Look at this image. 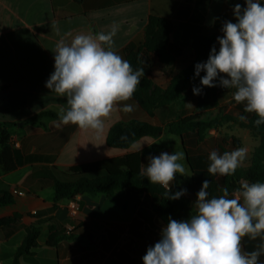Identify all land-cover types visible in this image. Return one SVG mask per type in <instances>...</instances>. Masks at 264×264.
<instances>
[{
    "label": "crops",
    "instance_id": "1",
    "mask_svg": "<svg viewBox=\"0 0 264 264\" xmlns=\"http://www.w3.org/2000/svg\"><path fill=\"white\" fill-rule=\"evenodd\" d=\"M236 3L243 6L244 0H0V122H9L8 145L14 152L13 169L0 170V189L7 190L12 199L0 206V220L12 218L11 224L0 226V264H11L25 227L37 223L38 246L32 255L21 256L20 264H142L141 257L159 240L163 225L156 211L158 197L132 194L126 209L104 193H83L55 202L53 181L69 178L71 166L139 152L141 168L149 154L183 152L185 176L177 173L170 187L192 181L183 142L167 129L177 117L166 124L164 116L149 115L132 97L114 105L99 131L59 123L58 113L67 107L66 98L44 86L54 70L56 44L61 40L69 43L77 34L106 33L115 23L114 51L126 60L127 52L145 40L149 17L166 19L173 25L166 53L173 61L155 64L150 73L153 86L165 89L173 74L192 57V35H222L221 25L213 27L215 19L223 14L222 22H234L232 6ZM124 104H133L134 110L121 111ZM38 114L42 115L37 120L26 121ZM131 119L159 125L161 133L141 137L124 149L109 147V128ZM201 148L210 153L207 147ZM191 196L187 194L190 201ZM71 201L76 205L74 211ZM54 203L56 207L50 210ZM35 212L38 214L31 215ZM51 225L54 227L49 229ZM61 235L66 236L59 239Z\"/></svg>",
    "mask_w": 264,
    "mask_h": 264
},
{
    "label": "clouds",
    "instance_id": "2",
    "mask_svg": "<svg viewBox=\"0 0 264 264\" xmlns=\"http://www.w3.org/2000/svg\"><path fill=\"white\" fill-rule=\"evenodd\" d=\"M232 15L234 22H222V35L216 37L207 59L195 63L193 79L199 77V85H193L192 93L201 95L204 87L235 89L232 99L243 104L244 112L256 114L254 124L259 127L264 124V0L236 3ZM117 31L114 23L106 33L77 34L69 43L59 41L52 50L54 70L44 86L66 98L67 107L58 113L60 124L99 131L114 105L133 96L144 70L134 71L114 51ZM133 110V104L121 108L125 113ZM246 158L245 147L223 154L213 150L207 172L232 175ZM183 160V152L149 154L140 175L166 189L168 200L180 199L187 189L172 191L170 182L177 173L185 176ZM207 188L204 180L196 193L195 214L181 220L167 218L159 240L141 257L142 264H264L260 259L264 256V182H243L231 197L225 188L223 195L209 198ZM246 236L260 240L252 251L242 250Z\"/></svg>",
    "mask_w": 264,
    "mask_h": 264
},
{
    "label": "trees",
    "instance_id": "3",
    "mask_svg": "<svg viewBox=\"0 0 264 264\" xmlns=\"http://www.w3.org/2000/svg\"><path fill=\"white\" fill-rule=\"evenodd\" d=\"M223 14H219L214 22V29L221 25ZM173 25L166 19L150 16L146 26L145 40L136 48L129 50L126 54V60L130 63L133 70L143 69L144 74L140 78V84L132 98L149 114L170 102L177 101L191 86L199 83V77L194 76V65L196 62L205 61L208 57L211 46L216 40L215 33H195L192 35L190 47L192 57L186 61L183 66L173 74L168 86L158 94V88L152 86L150 73L153 68V59L161 58L166 55L169 34L172 32ZM218 47V45H217ZM204 75L201 72V76ZM151 88V89H150ZM1 89V87H0ZM214 96L215 87L208 88ZM244 110L236 115L231 112L217 113L213 116L202 118L196 113H190L179 116L169 122L167 129L169 132L178 135L184 146L186 162L192 172V181L186 186L172 187V191H178L181 188L187 189L186 194L177 200H168L164 189L159 184H152L145 177L140 175V166L142 155L139 152H132L122 156L99 159L88 163L71 166L67 169L69 178L53 181L55 191L54 201L59 199H74L77 195L83 193H104L112 199L119 207L126 209L130 206V196L138 195L141 192L154 194L158 197L156 211L158 219L162 224L167 223V218L181 220L195 214L196 193L200 190L202 182L208 180L207 192L209 198L223 195V189L227 188L229 197L236 190V186L231 184V180H240L244 182H264V124L255 126L254 121L258 119L255 113H250L245 120ZM42 114L28 118L26 121L37 120ZM224 123H231L239 127L249 129L252 134L259 137V143L254 148L250 163L246 166H240L232 175L220 176L214 179L207 170L210 161L206 152L201 148L205 143V134L209 129L216 128ZM9 122H0V170L8 171L14 167V152L8 145V134L6 125ZM162 127L145 121L131 119L128 121H119L114 123L106 135V143L113 148H127L137 139L144 136L155 137L161 133ZM228 136H223L220 141L222 144L227 142ZM231 145L238 147L239 141L235 137H230ZM196 146V150H190L186 146ZM221 148L220 144H217ZM223 149V148H221ZM232 151V150H231ZM225 152V150H223ZM193 153V154H192ZM187 194L192 195L191 201ZM11 195L5 189H0V206L11 203ZM135 201H138L136 198ZM133 205V204H132ZM56 207L54 203L50 210ZM38 213L31 215L35 216ZM13 217H17L16 215ZM12 219V218H11ZM11 219L0 220V226L11 224ZM54 226H49L51 229ZM13 228V227H12ZM25 236L21 244L15 250L11 264H20L19 258L23 255H32L38 246L37 238L39 236L40 224H31L25 227ZM71 233V229L66 232ZM50 236V235H49ZM57 236V235H55ZM61 235L59 239L65 238ZM50 244V240L45 242ZM260 243L259 238L253 241L244 237L241 240L242 250L252 251ZM264 261V256L260 257Z\"/></svg>",
    "mask_w": 264,
    "mask_h": 264
},
{
    "label": "rangeland",
    "instance_id": "4",
    "mask_svg": "<svg viewBox=\"0 0 264 264\" xmlns=\"http://www.w3.org/2000/svg\"><path fill=\"white\" fill-rule=\"evenodd\" d=\"M172 61L173 58L168 54L161 58L154 57L153 67L157 63H172ZM192 87L193 86H191L177 101L170 102L166 105L157 108L153 114H160L164 116L167 124L168 121H171L173 118L190 113H196L202 118H207L217 113L224 112H231L233 114L238 115L244 110L243 104H238L232 99V94L235 89H226L216 86L215 94L213 96L210 94L209 89H207L206 87L203 89V94L193 95ZM151 88H153V83ZM158 89V94H160L164 90L161 88ZM249 114L250 113L246 112L245 117ZM223 136H228L226 139L227 142L224 144H222L220 141ZM231 136L238 139V147L234 148L231 145ZM205 139L206 143L203 146L207 147V150H209L210 152L216 150L218 154H223V150L230 152L231 150L240 147L247 148V158L241 166H246L250 163L252 152L259 143V137L257 135L252 134L249 129L242 128L238 125H234L231 123H224L216 128L209 129L205 134ZM217 144H220L221 148L223 149L218 147ZM243 182L244 181L240 180H231V183L236 186V190L240 187L241 183ZM8 247L11 250L12 247ZM2 263L7 264V262Z\"/></svg>",
    "mask_w": 264,
    "mask_h": 264
},
{
    "label": "built area",
    "instance_id": "5",
    "mask_svg": "<svg viewBox=\"0 0 264 264\" xmlns=\"http://www.w3.org/2000/svg\"><path fill=\"white\" fill-rule=\"evenodd\" d=\"M13 192L18 193V194H22V192H17L16 190H14ZM70 206L73 209V211L76 209V205H75L74 201H71Z\"/></svg>",
    "mask_w": 264,
    "mask_h": 264
}]
</instances>
